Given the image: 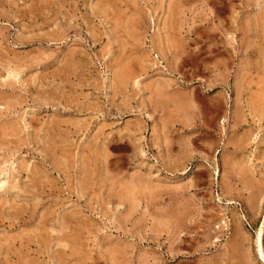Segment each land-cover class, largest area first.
<instances>
[{
  "label": "rangeland",
  "instance_id": "rangeland-1",
  "mask_svg": "<svg viewBox=\"0 0 264 264\" xmlns=\"http://www.w3.org/2000/svg\"><path fill=\"white\" fill-rule=\"evenodd\" d=\"M263 17L264 0H0V264H264Z\"/></svg>",
  "mask_w": 264,
  "mask_h": 264
},
{
  "label": "bare ground",
  "instance_id": "bare-ground-1",
  "mask_svg": "<svg viewBox=\"0 0 264 264\" xmlns=\"http://www.w3.org/2000/svg\"><path fill=\"white\" fill-rule=\"evenodd\" d=\"M109 1H110V0H109ZM122 3H123V2H122ZM116 4H117V3H116ZM120 7H121V6H120ZM103 9H104V11H105L106 8H103ZM115 12H116V11H115ZM105 13H106V11H105ZM115 15H116V13H115ZM119 15H120V14H119ZM117 17H118V15H117ZM123 17H124V16H123ZM115 19H116V17H115ZM115 19H114V20H115ZM126 19H127V18H126ZM131 19H133V18H131ZM131 19H129V20H131ZM263 19H264V17H263ZM121 20H122V19H121ZM133 20H134V19H133ZM133 20H132V22L135 21V20H134V21H133ZM115 21L118 22V19H116ZM122 22H123V20H122ZM127 22H128V21H127ZM129 22H130V21H129ZM129 22H128V23H129ZM134 23H135V22H134ZM259 23H260V22H258V24H259ZM120 24H121V23H119V25H120ZM116 25H117V24H116ZM125 25H126V23H125ZM256 26H257V25H256ZM115 27H116V26H115ZM117 27H122V26H118V25H117ZM122 28H123V27H122ZM131 28H134V27L132 26ZM263 28H264V26H263ZM261 29H262V26H261L260 30H261ZM117 30H118V29H117ZM123 30H124V29H123ZM123 30H122V31H123ZM127 30H128V29H127ZM127 30H126V33H127ZM122 31H121V32H122ZM129 31H131V30H129ZM133 31H135V30H133ZM261 32H262V31H261ZM263 32H264V31H263ZM122 33H123V32H122ZM128 33H129V32H128ZM133 33H134V32H133ZM130 34H132V32H130L129 35H130ZM132 35L134 36V34H132ZM125 36H126V35H125ZM125 36H124V37H125ZM130 36H131V35H130ZM262 37L264 38V35H262ZM263 38H261V40H262ZM127 39H129V38H127ZM135 39H136V38H135ZM136 40H137V39H136ZM136 40L134 41V43L136 42ZM132 41H133V40H132ZM262 41H263V40H262ZM137 42H138V40H137ZM137 42H136V44H137ZM259 43H260V42H259ZM262 43H263V42H262ZM129 44H130V43H129ZM129 44H128L127 46H129ZM131 45H132V44H131ZM262 45H263V44H262ZM132 46H134V45H132ZM257 46H258V45H257ZM125 47H126V46H125ZM134 47H135V46H134ZM128 48H129V47H128ZM257 48H258V47H257ZM259 48H260V47H259ZM136 49H137V48H136ZM261 49H262V48H261ZM123 51H124V49H123ZM127 52H128V51H127ZM121 53H122V52H121ZM129 53H130V52H129ZM131 53H132V52H131ZM127 54H128V53H127ZM124 55H125V53H124ZM131 55H133V54H131ZM126 56H128V55H125V58L122 57V59H123V60L126 59ZM66 57H67V56H66ZM129 57H130V56H129ZM258 57H259V56H258ZM140 58H141V57H140ZM72 59H73V57H72ZM117 59H118V58H117ZM117 59H116V61H117ZM141 59H142V58H141ZM65 60H66V59H65ZM131 60H132V58H129V62H126V65L129 64ZM116 61H115V62H116ZM118 61H119V59H118ZM124 61H125V60H124ZM127 61H128V60H127ZM67 62H68V58H67ZM254 62H255V61H254ZM256 62H258V61H256ZM262 62H263V60H262ZM116 63H117V62H116ZM263 63H264V62H263ZM62 64H63V63H62ZM76 64H77V62H76ZM69 65H70V64H69ZM69 65H68V66H69ZM112 65H113V64H111L110 66H112ZM122 65H124V66L126 67L125 64H122ZM138 65H139V64H138ZM72 66H73V65H72ZM77 66H78V65H77ZM119 66H121V65H119ZM130 66H131V64H130L129 66H127V68L130 67ZM141 66H142V65H141ZM260 66H261V65H260ZM83 67H84V66H83ZM125 67H124V68H125ZM253 67H254V66H253ZM263 67H264V66H263ZM127 68H125V72H127V70H126ZM130 68H131V75H132V73H133V72H132V67H130ZM133 68H134V67H133ZM255 68L257 69L258 67H255ZM66 69H67V68H66ZM138 69H139V68H138ZM68 70H71V69H68ZM129 70H130V69H128V71H129ZM140 70H141V69H140ZM83 71H84V70H83ZM116 71H117V70H116ZM116 71H115V73H116ZM133 71H134V70H133ZM174 71H175V70H174ZM56 72H59V71H56ZM65 72H66V71H65ZM70 72H71V71H70ZM129 72H130V71H129ZM135 72H136V70H135ZM171 72H172V71H171ZM175 72H176V71H175ZM139 73H140V72H139ZM172 73H173V72H172ZM172 73H169V74H172ZM70 74H71V73H70ZM117 74H118V72H117ZM140 74H141V73H140ZM55 75H56V74H55ZM55 75H54V76H55ZM72 75H73V74H72ZM126 75H127V74H126ZM131 75H130V76H131ZM135 75H136V73H135ZM137 75H138V74H137ZM137 75H136V76H137ZM57 76H58V75H57ZM57 76H56V77H57ZM60 76H61V75H60ZM64 76H65V75H64ZM68 76H69V75H68ZM115 76H116V75H115ZM139 76H140V75H139ZM56 77H55V78H56ZM76 77H77V76H76ZM120 77H121V75H120ZM131 77L133 78V75H132ZM137 77H138V76H137ZM137 77H136V78H137ZM57 78H59V77H57ZM115 78H116V77H115ZM121 78H122V77H121ZM237 78H238V77H237ZM59 79H60V78H59ZM63 79H64V78H63ZM117 79H118V78H117ZM117 79H116V80H117ZM123 79H124V78H123ZM129 79H130V78H129ZM20 80H21V79H20ZM131 80H132V79H131ZM164 80H165V79H164ZM166 80H167V79H166ZM166 80H165V82H166ZM33 81H34V80H33ZM55 81H56V80H55ZM60 81H62V80H60ZM122 81H123V80H122ZM127 81H128V80H127ZM132 81H133V80H132ZM136 81H137V80H136ZM136 81H135V82H136ZM167 81L169 82V80H167ZM69 82H70V81H69ZM34 83H35V82H33V84H34ZM60 83H61V82H60ZM79 83H80V82H79ZM114 83H115V81H114ZM132 84H133V83H132ZM132 84H129V85H132ZM135 84H136V83H135ZM155 84H156V83H155ZM158 84H159V83H158ZM167 84H168V83H167ZM170 84H172V83H170ZM87 85H89V83H88ZM92 85H93V84H92ZM96 85H97V84H95L94 87H96ZM114 85H115V86H119V85H117V84H114ZM153 85H154V84H153ZM164 85H165V84H164ZM12 86H13V85H12ZM31 86H33V88H34V85H31ZM35 86H37V85H35ZM58 86H59V84L57 85V88H58ZM157 86H158V85H157ZM159 86L161 87L162 85L160 84ZM169 86H170V85H169ZM169 86H168V87H169ZM171 86H172V85H171ZM171 86H170V87H171ZM64 87H65V84H64ZM86 87H88V86H86ZM122 87H123V85H122ZM165 87H166V86H165ZM115 88H116V87H115ZM123 88H124V87H123ZM157 88H158V87H157ZM163 88H164V87H163ZM34 89H35V88H34ZM51 89H54V88H51ZM55 89H56V87H55ZM55 89H54V90H55ZM58 89H59V88H58ZM58 89H56L57 92L59 91ZM124 89H125V88H124ZM152 89H154V88L152 87ZM56 90H55V92H56ZM61 90H62V88H61ZM118 90H120V89H117V91H118ZM127 90H128V89H127ZM159 90H160V89H159ZM170 90H172V88H171ZM37 91H39V90H37ZM51 91H53V90H51ZM153 91H156V90H153ZM173 91H174V90H173ZM45 92H46V91H45ZM59 92H61V91H59ZM63 92H64V90H62V93H63ZM161 92H162V91H160V93H161ZM165 92H166V90H165ZM170 92H171V91H170ZM40 93H41V92H40ZM65 93H66V92H65ZM65 93H63V94H65ZM117 93H118V92H117ZM157 93H158V92H157ZM162 93H163V92H162ZM162 93H161V97H162ZM176 93H177V92H176ZM176 93H175V94H176ZM53 94H54V93H53ZM57 94H58V93H56V95H57ZM63 94H62V97H63ZM178 94H179V93H178ZM187 94H188V93H187ZM256 94H257V95H261V94H258V92H257ZM44 95H45V94H44ZM48 95H49V94H48ZM48 95H47V96H48ZM164 95H165V94H164ZM173 95H174V93H173ZM183 95H184V94H183ZM189 95H190V94H189ZM40 96H41V95H40ZM45 96H46V95H45ZM47 96H46L45 98H46L47 101H48V97L50 98L51 95L48 96V97H47ZM54 96H55V95H54ZM54 96H52L50 99L54 98ZM59 96H60V95H59ZM65 96H66V95H65ZM65 96H64V97H65ZM150 96H151V95H150ZM167 96H168V94H167ZM60 97H61V96H60ZM155 97H156V96H155ZM155 97H154V98H155ZM164 97H165V96H164ZM170 97H171V96H170ZM178 97H180V96L178 95ZM182 97H183V96H182ZM182 97H181V98H182ZM152 98H153V96H152ZM157 98H158V96L156 97V100H157ZM172 98H173V96H172ZM181 98H180V99H181ZM195 98H196V97H195ZM37 99H40V98H37ZM37 99H36V100H37ZM46 99H45V100H46ZM58 99H59V97H58ZM60 99H61V98H60ZM60 99H59V100H60ZM63 99H64V98H63ZM84 99H85V98H84ZM176 99H177V98H176ZM215 99H216V98H215ZM248 99H250V98H248ZM251 99H252V98H251ZM262 99H263V98H262ZM61 100H62V99H61ZM70 100H71V99H70ZM73 100H74V99H73ZM152 100H153V99H152ZM156 100H155V101H156ZM178 100H179V99H178ZM178 100H177V101H178ZM184 100H185V99H184ZM186 100H187V99H186ZM253 100H254V99H253ZM66 101H67V100L65 99V103H66ZM75 101H76V100H75ZM84 101H85V100H84ZM84 101H83V103H84ZM153 101H154V100H153ZM175 101H176V100H175ZM177 101H176V103H177ZM194 101H195V100H194ZM194 101H192V102H194ZM218 101H219V100H218ZM248 101H249V103H251L250 100H248ZM248 101H247V104H248ZM255 101H256V100H255ZM255 101H254V102H255ZM53 102H54V101H53ZM53 102H52V103H53ZM55 102H56V100H55ZM55 102H54V104H55ZM60 102H61V101H60ZM72 102H73V101H72ZM72 102H71V103H72ZM151 102H152V101H151ZM151 102H149L150 105L153 103V102H152V103H151ZM173 102H174V100H173ZM178 102H179V101H178ZM190 102H191V101H190ZM220 102H223V100L220 101ZM252 102H253V101H252ZM261 102H262V101H261ZM50 103H51V101H50ZM62 103H63V102H62ZM62 103H61V105H62ZM69 103H70V102H69ZM78 103H79V102H78ZM80 103H81V102H80ZM80 103H79V104H80ZM83 103H81V104H83ZM85 103H86V102H85ZM157 103H158V102H157ZM170 103H171V102H170ZM194 103H195V102H194ZM194 103H193V104H194ZM263 103H264V102H263ZM73 104H76V103L73 102ZM159 104H160V103H159ZM161 104H162V103H161ZM163 104H164V103H163ZM167 104H169V103H167ZM180 104H181V103H180ZM224 104H225V103H224ZM57 105H58V104H57ZM83 105H84V104H83ZM83 105H81V106H83ZM155 105H156V104H155ZM174 105H176V104H174ZM189 105H192V104H189ZM189 105H186L185 107H188ZM209 105H210V104H209ZM217 105H218V104H217ZM251 105H253V103H251ZM251 105H250V106H251ZM256 105H258V104H256ZM260 105H261V104H260ZM66 106H67V103H66ZM70 106H71V105H70ZM81 106H80V107H81ZM85 106H86V105H85ZM156 106H157V105H156ZM192 106H193V105H192ZM194 106H195V105H194ZM194 106H193V107H194ZM220 106H221V105H220ZM243 106H244V105H243ZM245 106H246V105H245ZM245 106H244V107H245ZM11 107H12V106H11ZM13 107H14V106H13ZM73 107H74V106H73ZM73 107H71V109H72ZM75 107H76V106H75ZM90 107H91V106H90ZM99 107H100V106H99ZM160 107H161V106H160ZM162 107H163V106H162ZM162 107H161V108H162ZM169 107H170V106H169ZM257 107H258V106H257ZM261 107H262V106H261ZM8 108H9V107H8ZM67 108H68V107H67ZM81 108H82V107H81ZM81 108H79V109H81ZM92 108H93V106H92ZM189 108H190V107H189ZM194 108H195V107H194ZM238 108H239V107H238ZM242 108H243V107H242ZM248 108H249V107H248ZM248 108H247V109H248ZM250 108H251V107H250ZM255 108H256V107H255ZM263 108H264V107H263ZM263 108H262V110H263ZM6 109H7V108H6ZM12 109H13V108H12ZM76 109H77V108H76ZM84 109H85V108L83 107V110H84ZM156 109H158V108L156 107ZM163 109H165V107H164ZM176 109H177V108H176ZM184 109H185V108H184ZM198 109H199V108H198ZM198 109H197V110H198ZM234 109H235V108H234ZM240 109H241V108H240ZM252 109H253V108H252ZM73 110H74V109H73ZM88 110H89V108H88ZM88 110H87V111H88ZM152 110H153V108H152ZM159 110H160V109H159ZM169 110H170V109H169ZM169 110H166V111H169ZM173 110H175V109H173ZM189 110H190V109H189ZM197 110H196V112H197ZM9 111H10V110H9ZM11 111H12V110H11ZM66 111H67V110H66ZM66 111L64 112V114L66 113ZM77 111H78V110H77ZM154 111H155V110H154ZM157 111H158V110H157ZM162 111H163V110H162ZM178 111H179L180 113L183 112V110H181V111L178 110ZM185 111H186V110H185ZM185 111H184V113H185ZM198 111H199V110H198ZM234 111H235V110H234ZM242 111H243V109H242ZM251 111H252V110H251ZM253 111H254V110H253ZM59 112H60V111H59ZM70 112H71V111H70ZM89 112H90V111H89ZM159 112H160V111H159ZM187 112H188V110H187ZM259 112H260V111H259ZM68 113H69V110H68ZM77 113H78V112H77ZM164 113H165V112H164ZM166 113H167V112H166ZM166 113H165V114H166ZM169 113H171V112H169ZM188 113H189V112H188ZM198 113H199V112H198ZM211 113H212V112H211ZM58 114H59V113H58ZM58 114H57V115H58ZM71 114H72V113H71ZM148 114H149V113H148ZM212 114H213V113H212ZM237 114H238V112H237ZM246 114H248V113H246ZM60 115H61V114H60ZM170 115H171V114H170ZM173 115H174V114H173ZM184 115L187 116V114H184ZM190 115H191V114H190ZM190 115H189V116H190ZM195 115H196V114H195ZM195 115H194V116H195ZM209 115H210V114H209ZM238 115H239V114H238ZM240 115H241V111H240ZM62 116H63V115H62ZM69 116H70V115H69ZM149 116H151V115H149ZM174 116H175V115H174ZM178 116H179V114H178ZM189 116L186 117L185 120H187V118H189ZM197 116H198V115H197ZM197 116H196V117H197ZM234 116H235V115H234ZM251 116H252V115H251ZM261 116H263V115H261ZM261 116H259V117L261 118ZM58 117H61V116H58ZM65 117H66V116H65ZM168 117H169V114H168ZM171 117H172V116H171ZM254 117H256V116H254ZM259 117H258V119H259ZM148 118H149V117H148ZM150 118H151V117H150ZM190 118L192 119L191 116H190ZM193 118H194V117H193ZM30 119H33V118L31 117ZM58 119H59V118H58ZM58 119H57V120H58ZM62 119H64V118H62ZM69 119H71V117H69L68 120H69ZM73 119H74V118H73ZM163 119H164V118H163ZM166 119H167V117H166ZM166 119H165V120H166ZM169 119H170V118H169ZM169 119H167V120L169 121ZM178 119H180V118H178ZM194 119H195V118H194ZM194 119H193V120H194ZM234 119H235V117H234ZM30 121H31V120H30ZM74 121H75V119H74ZM77 121H78V120H77ZM54 122H55V121H53L52 123L54 124ZM165 122H166V121H165ZM165 122H164V123H165ZM176 122H177V121H176ZM188 122H190V121H188ZM193 122H194V121H193ZM10 123H11V122H10ZM16 123H17V121H16ZM52 123L50 124V127H52ZM60 123H61V122H60ZM64 123H65V122H64ZM70 123H71V122H70ZM78 123H79V122H78ZM33 124H34V123H33ZM61 124H62V123H61ZM75 124H76V123H75ZM83 124H84V123H83ZM83 124H81V125H83ZM183 124H184V123H183ZM183 124H182V125H183ZM185 124H187V123H185ZM13 125H14V124H13ZM55 125H56V124H55ZM73 125H74V123H73ZM79 125H80V124H79ZM79 125H78V127H79ZM166 125H167V124H166ZM187 125H188V124H187ZM193 125H194V124H193ZM196 125H197V124H196ZM10 126H11V125H10ZM57 126H58V125H57ZM70 126H71V125H70ZM172 126H173V125H172ZM3 127H4V126H3ZM7 127H8V126H7ZM50 127H49V128H50ZM74 127L77 128V126H75V125H74ZM82 127H83V126H82ZM82 127H81V128H82ZM164 127H165V126H164ZM15 128H17V125H16ZM47 128H48V127H47ZM57 128H58V127H57ZM60 128H61V127H60ZM71 128H73V127L71 126ZM76 128H75V129H76ZM81 128H80V129H81ZM86 128H87V127H86ZM184 128H185V127H184ZM4 129H5V128H3V130H4ZM21 129H22V128H21ZM44 129H45V128H44ZM54 129H56V128H54ZM54 129H53V131H54ZM84 129H85V127H84ZM47 130H49V129H47ZM58 130H59V129L56 130L57 133L59 132ZM61 130H63V129H61ZM61 130H60V131H61ZM73 130H74V128H73ZM77 130H79V129H77ZM196 130H197V129H196ZM16 131L18 132L19 130H16ZM22 131H23V130H22ZM49 131H50V130H49ZM63 131H64V130H63ZM63 131H61V133H62ZM66 131H67V130H66ZM66 131H65V132H66ZM198 131H199V130H198ZM47 132H48V131H47ZM50 132H51V131H50ZM67 132H68V131H67ZM77 132H79V131H77ZM80 132H81V131H80ZM23 133H24V132H23ZM55 133H56V132H55ZM198 133H199V132H198ZM35 134H36V133H35ZM70 134H71V133H70ZM195 134H196V133H195ZM1 135H2V134H1ZM39 135H40V132H39ZM44 135H45V134H44ZM44 135H43V136H44ZM46 135H47V134H46ZM51 135H53V134L51 133ZM56 135H57V134H56ZM58 135H59V134H58ZM21 136H22V135H21ZM34 136H35V135H34ZM47 136H48V135H47ZM67 136H68V133H67ZM69 136H70V135H69ZM112 136H113V135H112ZM119 136H120V135H119ZM41 137H42V136H41ZM55 137H56V136H55ZM55 137H54V138H55ZM60 137H61V134H60ZM63 137H64V136H63ZM63 137H62V138H63ZM116 137H117V136H116ZM116 137H115V138H116ZM15 138H17V137H15ZM19 138H20V137H19ZM33 138H34V137H33ZM44 138H45V137H44ZM44 138H43L44 141L42 140V143H43V142L45 143V141H47V140H45ZM62 138H60V139L62 140ZM65 138H66V136H65ZM113 138H114V137H113ZM120 138H121V137H120ZM3 139H4V137H3ZM13 139H14V138H13ZM38 139H39V138H38ZM47 139H49V138H47ZM67 139H68V138H67ZM69 139H70V138H69ZM116 139H117V138H116ZM245 139H246V138H245ZM4 140H5V139H4ZM10 140H11V139H10ZM15 140H16V139H15ZM22 140H23V139H22ZM53 140H54V139H53ZM53 140L51 139V140H48L47 142L49 143V141H53ZM58 140H59V138H58ZM58 140H57V142L59 143L60 140H59V141H58ZM65 140H66V139H65ZM109 140H112V138L109 139ZM119 140H120V139H119ZM119 140H118V141H119ZM243 140H244V139H243ZM2 141H3V140H2ZM2 141H1V142H2ZM11 141H12V140H11ZM62 141H63V140H62ZM66 141H68V140H66ZM66 141H64V142H66ZM114 141H115V140H114ZM118 141H117V142H118ZM9 142H10V141H9ZM12 142H13V141H12ZM16 142H17V141H16ZM18 142H19V141H18ZM36 142H37V140H36ZM64 142H63V143H64ZM112 142H113V141H112ZM245 142H246V141H245ZM20 143H21V141H20ZM25 143H27L26 140H25ZM30 143H31V142H30ZM38 143H39V140H38ZM50 143H51V142H50ZM50 143H49V144H50ZM53 143H55V142L53 141ZM105 143H106V142H105ZM107 143H108V142H107ZM107 143H106V144H107ZM0 144H2V143H0ZM12 144H13V143H12ZM51 144H52V143H51ZM55 144H56V143H55ZM55 144H54V145H55ZM60 144H61V143H60ZM60 144H59V147H62L61 145H63V144H61V145H60ZM109 144H110V143H109ZM23 145H24V144H23ZM54 145H52V146H54ZM107 145H108V144H107ZM244 145H245V144H244ZM6 146H7V144H6ZM6 146H5V147H6ZM8 146H9V145H8ZM8 146H7V147H8ZM15 146H16V145H15ZM17 146H18V145H17ZM30 146H31V145H30ZM36 146H38V145H36ZM41 146H42V145H41ZM46 146H49V145H46ZM50 146H51V145H50ZM50 146H49V147H50ZM67 146H68V145H67ZM5 147H3V148H5ZM13 147H14V146L12 145V148H13ZM18 147H19V146H18ZM39 147H40V146H38V149H39ZM42 147H43V146H42ZM42 147H41V148H42ZM64 147H65V146L63 145V148H64ZM70 147H71V145H70ZM103 147H106V146L103 145ZM242 147H243V146H242ZM1 148H2V147H1ZM41 148H40V149H41ZM56 148H57V146H56ZM67 148H68V147H67ZM210 148H212V146H210ZM8 149H9V148H8ZM8 149H7V150H8ZM13 149L16 150V148H13ZM17 149H20V147L17 148ZM38 149H37V150H38ZM46 149H47V148H46ZM50 149H52V147H51ZM59 149H60V148H59ZM68 149H69V148H68ZM106 149H107V148H106ZM121 149H122V148H121ZM41 150H43V149H41ZM41 150H40V151H41ZM61 150H62V148H61ZM61 150H60V151H61ZM66 150H67V149H66ZM240 150H241V149H240ZM4 151H5V150H4ZM16 151H17V150H16ZM54 151H55V150H54ZM60 151H59V152H60ZM102 151H103V150H102ZM6 152H7V151H6ZM6 152H5V153H6ZM18 152H20V151H18ZM100 152H101V151H100ZM37 153H39V152H37ZM62 153L65 154L64 152H62ZM17 154H18V153H17ZM40 154H41V152H40ZM100 154H101V153H100ZM19 155H21V154H19ZM96 155H97V154H96ZM8 156H9V155H8ZM40 156H42V155H40ZM40 156H39V157H40ZM51 156H52V155H51ZM53 156H54V154H53ZM65 156L68 157L67 154H65ZM69 156H70V155H69ZM18 157H19V156L17 155V156H16L17 160H18ZM54 157H55V156H54ZM54 157H53V158H54ZM13 158L15 159L14 156H13ZM22 158H23V157H21V160H22ZM57 158L59 159V157H57ZM65 158H66V157H65ZM65 158L63 157L62 159H65ZM97 158H98V156H97ZM102 158H103V157H102ZM14 159H13V161H15ZM62 159H60V160L62 161ZM66 159H67V158H66ZM68 159H69V158H68ZM95 159H96V158H95ZM226 159H227V158H225V161H224L225 163H226ZM21 160L19 159L18 161H21ZM23 160H24V159H23ZM42 160H43V159H42ZM101 160H102V159H100V161H101ZM4 161H5V160H4ZM4 161H2V162L4 163ZM9 161H10V159H9ZM24 161H25V160H24ZM43 161H44V160H43ZM65 161H66V160H65ZM96 161L98 162V160H96ZM96 161H95V162H96ZM229 161H230V160H229ZM2 162H0V163H2ZM10 162H11V161H10ZM41 162H42V161H41ZM58 162H59V160H58ZM62 162H63V161H62ZM101 162H102V161H101ZM101 162H99V163H101ZM216 162H217V161H216ZM12 163H13V162H12ZM16 163H18V162H16ZM24 163H26V161H25ZM24 163H23V164H24ZM42 163H44V162H42ZM53 163H54V161H53ZM55 163H56V162H55ZM59 163H61V162H59ZM225 163H224V164H225ZM230 163H231V161H230ZM4 164H5V163H4ZM23 164H19V165H23ZM61 164H62V163H61ZM64 164H65V163H64ZM67 164H68V163H67ZM2 165H3V164H2ZM27 165H29V164H27ZM32 165H33V164H32ZM42 165H43V164H42ZM84 165H85V164H84ZM17 166H18V165H17ZM38 166H39V165H38ZM38 166H37L36 168H37L38 171H39L40 168H38ZM44 166H45V168H46V165H44ZM54 166H55V165H54ZM85 166H86V165H85ZM229 166H230V165H229ZM2 167H3V166H1V168H2ZM19 167H20V166H19ZM19 167H18V169L21 170V167H22V166H21L20 168H19ZM24 167H25V164H24ZM28 167H29V166H28ZM28 167H27V168H28ZM31 167H32V166H31ZM33 167H34V166H33ZM33 167L30 168V169H31V170L35 169V167H34V168H33ZM22 168H23V167H22ZM25 168H26V167H25ZM55 168H56V167H55ZM85 168H86V167H85ZM85 168H84V169H85ZM2 169H3V168H2ZM14 169H15V168H14ZM30 169L28 168L27 170H30ZM37 169H36V170H37ZM66 169H68V168H66ZM66 169H65V170H66ZM87 169H88V168H87ZM11 170H12V169H11ZM15 170H16V169H15ZM23 170H24V169H23ZM31 170H30L28 173H30ZM56 170H57V169H56ZM92 170H93V169H92ZM1 171H2V170H1ZM34 171H35V170H34ZM40 171H41V170H40ZM60 171H61V170H60ZM66 171H67V170H66ZM82 171H84V170H82ZM240 171H241V170H240ZM13 172H14V171H13ZM25 172H26V171H25ZM25 172H24V173H25ZM41 172H42V171H41ZM44 172H45V171H44ZM86 172H87V171H86ZM216 172H217V171H216ZM9 173H10V172H9ZM17 173H18V172H16V175L20 174V172H19L18 174H17ZM42 173H43V172H42ZM87 173H88V172H87ZM93 173H94V172H93ZM93 173H92V174H93ZM25 174H26V173H25ZM31 174H32V173H31ZM38 174H39V173H38ZM38 174H37V178H38ZM43 174H44V173H43ZM85 174H86V173H85ZM85 174H84V175H85ZM94 174H95V173H94ZM96 174H97V173H96ZM217 174H219V170H218V173H217ZM239 174H241V173H239ZM242 174H245V173H242ZM13 175H14V174H13ZM20 175L22 176V174H20ZM27 175H30V174H27ZM41 175H42V174H41ZM84 175H83V176H84ZM89 175H90V174H89ZM33 176H34V174L31 176V178H32ZM35 176H36V175H35ZM218 176H219V175H218ZM10 177H11V176H10ZM13 177H14V176H13ZM28 177H29V176H28ZM28 177H27V178H28ZM40 177H41V176H40ZM84 177H85V176H84ZM90 177H91V176H89V178H90ZM92 177H93V176H92ZM14 178H15V177H14ZM17 178L19 179V176H17ZM17 178H16V179H17ZM29 178H30V177H29ZM31 178H30L29 180H31ZM33 178H34V177H33ZM42 178H43V177H42ZM89 178H87V176H86V180L89 179ZM98 178H99V177H98ZM0 179H1V178H0ZM3 179H4V177H3ZM20 179H22V177H21ZM90 179H91V178H90ZM14 180H15V179H14ZM36 180H38V179H36ZM36 180H35V181H36ZM40 180H41V179H40ZM97 180H98V179H97ZM99 180H100V179H99ZM27 181H28V180H27ZM32 181L34 182V179H32ZM32 181H31V182H32ZM88 181H90V180H88ZM2 182H3V181H2ZM9 182H10V181H9ZM16 182H17V181H16ZM20 182H21V181H20ZM29 182H30V181H28V183H29ZM33 182H32V183H33ZM39 182H40V181H39ZM43 182H45V181H43ZM84 182H86V181L84 180ZM99 182H100V181H99ZM131 182H132V181H131ZM94 183H95V182H94ZM132 183H133V182H132ZM142 183H143V182H142ZM6 184H7V183H6ZM21 184H22V183H21ZM24 184H25V183H24ZM24 184H23V186H24ZM29 184H30V183H29ZM34 184H35V183H34ZM36 184H38V182H36ZM36 184H35V185H36ZM41 184H43V183H41ZM92 184H93V183H92ZM138 184H139V183H138ZM140 184H141V183H140ZM0 185H1V184H0ZM7 185H8V184H7ZM19 185H20V184H19ZM44 185H45V184H44ZM82 185H84V184H82ZM28 186H29V185H28ZM30 186H32V185H30ZM30 186H29V187H30ZM33 186H34V185H33ZM33 186H32V187H33ZM85 186L87 187V184H86ZM113 186H114V185H113ZM135 186H136V184H135ZM137 186H138V185H137ZM137 186H136V187H137ZM20 187H21V186H20ZM25 187H26V186H25ZM91 187H93V186H91ZM136 187H134V189H135ZM1 188H2V187H1ZM13 188L15 189V187H12L11 190H13ZM21 188H22V187H21ZM30 188H31V187H30ZM34 188H35V186H34ZM36 188H39V186L36 187ZM36 188H35V189H36ZM83 188H84V187H83ZM138 188H139V186H138ZM2 189H3V188H2ZM31 189H32V188H31ZM31 189H30V190H31ZM44 189H46V188L44 187ZM132 189H133V188H132ZM139 189H140V188H139ZM7 190H8V189H7ZM11 190H10V191H11ZM16 190H17V189H16ZM18 190H19V189H18ZM28 190H29V188H28ZM33 190H34V189H33ZM87 190H89V189H87ZM128 190H130V186H129V189H128ZM135 190H136V189H135ZM137 190H138V189H137ZM14 191H15V190H14ZM25 191H26V190H25ZM115 191H116V189H115ZM117 191H118V190H117ZM124 191H125V190H124ZM124 191H123V194L127 195L126 192H124ZM130 191H131V190H130ZM141 191H142V190H141ZM6 192H7V191H6ZM11 192H12V191H11ZM26 192H27V191H26ZM26 192H25V193H26ZM34 192H35V191H34ZM137 192H138V191H137ZM143 192H144V191H143ZM3 193H5V192H3ZM16 193H17V192H16ZM16 193H15V194H16ZM111 193H112V192H111ZM121 193H122V192H121ZM129 193H130V192H129ZM129 193H128V195H129ZM141 193H142V192H141ZM18 194H20V192H19ZM81 194H82V193H81ZM118 194H120V193H118ZM123 194H122V196H125V195H123ZM132 194H133V193H132ZM135 194H136V193H135ZM20 195H21V194H20ZM128 195H127V196H128ZM2 196H3V195H2ZM7 196H8V195H7ZM15 196H16V195H15ZM120 196H121V194H120ZM129 196H130V195H129ZM0 197H1V195H0ZM3 197H4V196H3ZM80 197H81V196H80ZM80 197H79V198H80ZM114 197H115V196H114ZM9 198H10V194H9ZM12 198H13V197H12ZM117 198H118V197H117ZM0 199H1V198H0ZM5 199H6V198H5ZM13 199H14V198H13ZM13 199L10 198V201H11V200L13 201ZM19 199H20V198H19ZM123 199H124V198H123ZM128 200H129V199H128ZM128 200H127V201H128ZM7 201H8V200H7ZM12 201L10 202L11 204H12ZM17 201H18V200H17ZM19 201H20V200H19ZM25 201H26V200H25ZM28 201H29V200H28ZM1 202H3V200H1ZM4 202H5V201H4ZM10 203H9V204H10ZM16 203H17V202H16ZM19 203H20V202H19ZM129 203H130V202H129ZM5 204H6V203H5ZM9 204H8V205H9ZM11 204H10L9 206H11ZM130 204H131V203H130ZM133 204L135 205V203H133ZM2 205H4V204L2 203ZM8 205H7V206H8ZM13 205H14V203H13ZM32 205H33V204H32ZM32 205H31V206H32ZM14 206H16V205H14ZM27 206H28V205H27ZM130 206H131V205H130ZM135 206H136V205H135ZM5 207H6V206H5ZM131 207H132V206H131ZM131 207H130V208H131ZM3 208H4V206H3ZM18 208H19V206H18ZM35 208H36V207H35ZM4 209H5V208H4ZM6 209H7V208H6ZM31 209H32V208H31ZM119 209H120V208H119ZM134 209H135V207H134ZM134 209H133V210H134ZM178 209H179V208H178ZM181 210H182V209H181ZM10 211H11V209H10ZM10 211H9V212H10ZM34 211H35V210H33V212H34ZM130 211H132V210H130ZM176 211H177V209H176ZM178 211H179V210H178ZM0 212H2V210H0ZM7 212H8V210H7ZM7 212L5 211L4 214H5V213L7 214ZM53 212H54V211H53ZM181 213H182V212H181ZM10 214H11V213H10ZM30 214H31V212H30ZM66 214H67V213H66ZM68 214H69V213H68ZM1 215H2V214H1ZM12 215H13V214H12ZM22 215H23V214H22ZM34 215H35V214H34ZM183 215H184V214H183ZM2 216H4V215H2ZM28 216H29V215H28ZM69 216H71V215H69ZM7 217H9V214L7 215ZM26 217H27V215H26ZM30 217H31V215L29 216V218H30ZM64 217H65V216H64ZM172 217H173V216H172ZM2 218H4V217H2ZM11 218H12V217H11ZM65 218H66V217H65ZM69 218H70V217H69ZM175 218H176V217H175ZM0 219H1V217H0ZM6 219H7V218H6ZM13 219H14V218H13ZM13 219H11V220H13ZM63 219H64V218H63ZM172 219H173V218H172ZM1 220H2V221H5V220H3V219H1ZM9 220H10V219H9ZM15 220H16V219H15ZM23 220H24V219H23ZM64 220H65V219H64ZM66 220H67V218H66ZM2 221H0V222H2ZM19 221H20V220H18V222H19ZM31 221H32V219H31ZM38 221H39V220H38ZM46 221H47V220H46ZM46 221H45V222H46ZM171 221H173V220H171ZM28 222H29V221H28ZM28 222L25 221V223H28ZM173 222H174V221H173ZM3 223H4V222H3ZM33 223H34V222H33ZM0 224H2V223H0ZM6 224H7V223H6ZM13 224H15V222H14ZM16 224H17V223H16ZM20 224H21V223H20ZM29 224H30V222H29ZM18 225H19V224H18ZM171 225H172V224H171ZM2 226H4V225H2ZM24 226H25V225H24ZM8 227H9V226H8ZM10 227H11V226H10ZM175 227H176V226H175ZM175 227H174V228H175ZM2 228H3V227H2ZM34 228H35V227H34ZM38 228H39V227H38ZM10 229H11V228H10ZM36 229H37V228H36ZM177 229H178V228H177ZM27 231H28V230H27ZM31 231H32V230H31ZM236 231H237V230H236ZM238 231H239V230H238ZM21 232H22V231H21ZM24 232H25V231H24ZM239 232H240V231H239ZM239 232H237V233H239ZM25 233L28 234L27 232H25ZM25 233H24L23 235H25ZM19 234H20V232H19L17 235H13V236L15 237V238L13 237V238H14V241L17 239L16 236H18ZM32 234L34 235V233H32ZM36 234H37V233H36ZM36 234H35V235H36ZM40 234H41V233H40ZM40 234H38V235H40ZM20 235H21V234H20ZM20 235L18 236V237H19V239H18V240H19V243H20V241L23 240V237H24V236L21 237V238H22V239H21V238H20ZM28 235H30V234H28ZM28 235H27L26 240H29V239L31 240V238H32L31 235H30L29 239H28ZM38 235H37V236H38ZM21 236H22V235H21ZM238 236H239V235H238ZM25 237H26V236H25ZM40 237H41V235H40ZM82 237H83V236H82ZM34 238H35V237H34ZM41 238H42V237H41ZM236 238H237V237H236ZM11 239H12V237H11ZM20 239H21V240H20ZM42 239H43V238H42ZM0 240H2V238H1ZM5 240L7 241L8 239H5ZM24 240H25V239H24ZM32 240H33V239H32ZM36 240H38V239H36ZM40 240H41V239H39V241H40ZM33 241H35V239H34ZM42 241H43V240H42ZM47 241H48V240H47ZM52 241H53V240H52ZM236 241H237V240H236ZM261 241H262V231H260V233L258 234L257 242L259 243V249H258V252H259L260 257H261L262 260H263V259H264V251H263V248H262V243H261ZM4 242H5V241H4ZM16 242H17V241H16ZM27 242H28V241H27ZM27 242H25V244H27ZM44 242H45V241H44ZM50 242H51V241H50ZM9 243H10V241H9ZM9 243H8V244H9ZM28 243H29V242H28ZM30 243L35 244V243H33V242H30ZM30 243H29V244H30ZM40 243H42V245H44L43 242H40ZM40 243L37 244V245L39 246V248H40V246H42V245H40ZM14 244H15V243H12V245H14ZM22 244H23V243H22ZM47 244H48V243H47ZM6 245H7V244H6ZM15 245H16V244H15ZM15 245H14V246H15ZM27 245H28V244H27ZM7 246L9 247V245H7ZM17 246H18V245H17ZM21 246H22V245H21ZM46 246H47V245H46ZM65 246H66V245H65ZM117 246H118V245H117ZM1 247H3V246H1ZM23 247H24V246H23ZM25 247H26L25 249L27 250L28 247H27L26 245H25ZM31 247H32V246H31ZM34 247H35V245H34ZM36 247H37V246H36ZM43 247H45V246H43ZM15 248H17V247H15ZM18 248L21 249V247H19V246H18ZM64 248H65V247H64ZM78 248H79V247H78ZM118 248H119V247H118ZM118 248H117V249H118ZM120 248H121V247H120ZM25 249H24V251H26ZM35 249H36V248H35ZM40 249H41V248H40ZM76 249H77V248H76ZM0 250H1V249H0ZM2 250H4V248H2ZM7 250H8V249H7ZM31 250H32V248H31ZM33 250H34V249H33ZM77 250H78V249H77ZM115 250H116V248H115ZM9 251H11V250H9ZM9 251H7V252L10 253ZM14 251H16V250H14ZM14 251H13V255H14ZM27 251H28V250H27ZM39 251H40V250H39ZM78 251H79V250H78ZM11 252H12V251H11ZM62 252H63V251H62ZM258 252H257V253H258ZM0 253H2V252H0ZM119 253H120V252H118V253L116 252V254H119ZM22 254H23V253H22ZM22 254H21V255H22ZM27 254H28V253H27ZM38 254H39V253H38ZM64 254H66V253H64ZM74 254H75V253H74ZM76 254H77V253H76ZM108 254H109V253H108ZM120 254H121V253H120ZM9 255H10V254H9ZM121 255H122V254H121ZM15 256H16V255H15ZM26 256H27V255H26ZM26 256H25V257H26ZM29 256H30V254H29ZM18 257H19V255H18ZM21 257H22V256H21ZM123 257H124V256H123ZM15 258H16V257H15ZM27 258H28V257H27ZM27 258H26V259H27ZM31 258H32V257H31ZM23 259H24V258L22 257V260H23ZM26 259H25V260H26ZM68 259H69V258H68ZM15 260H16V259H15ZM15 260H14V261H15ZM18 260H21V259H18ZM18 260H17V261H18ZM22 260H21V262H22ZM37 260H39V259H37ZM14 261H13V262H14ZM27 261H28V260H27ZM27 261H26V262H27ZM15 262H16V261H15ZM37 262H38V261H37ZM37 262H36V264H38ZM6 263L8 264L9 262L6 261ZM66 263H67V260H66ZM22 264H23V263H22Z\"/></svg>",
  "mask_w": 264,
  "mask_h": 264
}]
</instances>
